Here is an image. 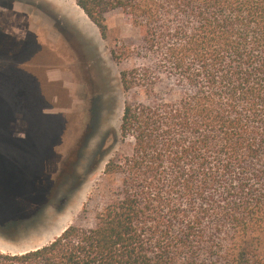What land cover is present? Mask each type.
Instances as JSON below:
<instances>
[{"label": "trees", "instance_id": "1", "mask_svg": "<svg viewBox=\"0 0 264 264\" xmlns=\"http://www.w3.org/2000/svg\"><path fill=\"white\" fill-rule=\"evenodd\" d=\"M107 38L106 14L140 30L149 66L122 71L131 156L94 227L0 264H264V0H77ZM167 92L157 93L163 79Z\"/></svg>", "mask_w": 264, "mask_h": 264}, {"label": "rangeland", "instance_id": "2", "mask_svg": "<svg viewBox=\"0 0 264 264\" xmlns=\"http://www.w3.org/2000/svg\"><path fill=\"white\" fill-rule=\"evenodd\" d=\"M27 10V68L0 91V252L8 254L48 245L69 218L67 227H94L120 185L106 165L133 152L121 135L124 106L147 102L141 88L124 91L120 74L151 64L138 57L140 30L122 11L106 14V39L91 24L93 39L60 9L56 22L42 7ZM6 11L0 21L13 32L19 19ZM169 86L164 78L156 92Z\"/></svg>", "mask_w": 264, "mask_h": 264}, {"label": "flooded vegetation", "instance_id": "3", "mask_svg": "<svg viewBox=\"0 0 264 264\" xmlns=\"http://www.w3.org/2000/svg\"><path fill=\"white\" fill-rule=\"evenodd\" d=\"M5 1L10 3L4 4ZM32 5L41 8L33 0H0V7L7 11H14L19 19L18 24L13 25V32L7 29V23L0 21V91L4 94L10 85H18L21 73L27 68L26 47L30 43L28 44L26 39L25 18L28 12L27 6ZM7 11L3 13L6 14ZM4 94H1L0 97L5 98L6 94Z\"/></svg>", "mask_w": 264, "mask_h": 264}, {"label": "crops", "instance_id": "4", "mask_svg": "<svg viewBox=\"0 0 264 264\" xmlns=\"http://www.w3.org/2000/svg\"><path fill=\"white\" fill-rule=\"evenodd\" d=\"M46 1L48 2V3L46 2L47 4H45L43 2H39V4L42 7V10H43L42 12L44 13L45 18H49L50 20H52V22L58 21V10L57 9H60L61 12H63V14L66 15V17H67L66 19H68L67 21H69L70 23L72 22V23L76 24L80 28V30L78 32L79 34L81 32L85 33V31L86 32L89 31L88 34L87 33H85V34H87L90 38L96 39L97 34L94 33L93 30H91L93 28L91 26V24H93V23L89 20V18L87 16H85L83 10L77 5V2L75 3L74 0H46ZM82 15H83V18L85 21L83 19H81ZM75 20H77V21H75ZM84 27L85 28L87 27L88 29L87 28L85 29ZM90 30L93 32H91ZM95 32H96V30H95Z\"/></svg>", "mask_w": 264, "mask_h": 264}, {"label": "bare ground", "instance_id": "5", "mask_svg": "<svg viewBox=\"0 0 264 264\" xmlns=\"http://www.w3.org/2000/svg\"><path fill=\"white\" fill-rule=\"evenodd\" d=\"M66 2H67V1H66ZM65 6H66V5H65ZM62 13H63V12H62ZM66 13H67V12H66ZM84 14H85V13H84ZM67 16H68V15H67ZM85 16H86V15H85ZM75 19H76V18H75ZM81 19L84 20L83 15H82V18H81ZM77 20H78V19H77ZM77 20H75V21H77ZM84 21H85V20H84ZM82 24H83V23H82ZM79 25H80V24H79ZM84 28H85V27H84ZM86 28H87V27H86ZM86 28H85V29H86ZM82 29H83V28H82ZM87 29H88V28H87ZM91 30H93L94 33H96V32H95V29L92 28ZM91 30H90V31H91ZM93 31H91V32H93ZM88 32H89V31H87L86 33H88ZM65 218H66V217H65ZM70 220H71V219L69 218V220H66V221H65V224H64V226H63L62 232L67 228L68 224H70ZM62 223H63V222H62Z\"/></svg>", "mask_w": 264, "mask_h": 264}, {"label": "water", "instance_id": "6", "mask_svg": "<svg viewBox=\"0 0 264 264\" xmlns=\"http://www.w3.org/2000/svg\"><path fill=\"white\" fill-rule=\"evenodd\" d=\"M67 228H68V227H67ZM67 228H66V229H67ZM66 229H65V230H66ZM65 230H64V231H65ZM64 231H63V232H64Z\"/></svg>", "mask_w": 264, "mask_h": 264}]
</instances>
